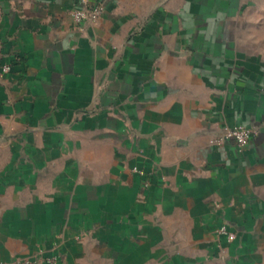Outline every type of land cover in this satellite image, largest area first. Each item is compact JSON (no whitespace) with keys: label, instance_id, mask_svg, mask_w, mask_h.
<instances>
[{"label":"crops","instance_id":"obj_1","mask_svg":"<svg viewBox=\"0 0 264 264\" xmlns=\"http://www.w3.org/2000/svg\"><path fill=\"white\" fill-rule=\"evenodd\" d=\"M260 1L0 0V264H264Z\"/></svg>","mask_w":264,"mask_h":264},{"label":"built area","instance_id":"obj_2","mask_svg":"<svg viewBox=\"0 0 264 264\" xmlns=\"http://www.w3.org/2000/svg\"><path fill=\"white\" fill-rule=\"evenodd\" d=\"M103 3L92 4L91 0H81V6L72 10V16L77 23L82 22H97L104 12ZM4 72L10 71V65L2 66ZM224 139L234 140L239 146L248 145L253 137V129L244 124L235 125L233 127H226ZM221 232H226L223 227Z\"/></svg>","mask_w":264,"mask_h":264},{"label":"rangeland","instance_id":"obj_3","mask_svg":"<svg viewBox=\"0 0 264 264\" xmlns=\"http://www.w3.org/2000/svg\"><path fill=\"white\" fill-rule=\"evenodd\" d=\"M259 31V40L257 44L260 48L264 49V0L260 1V9H259V25L257 26Z\"/></svg>","mask_w":264,"mask_h":264}]
</instances>
